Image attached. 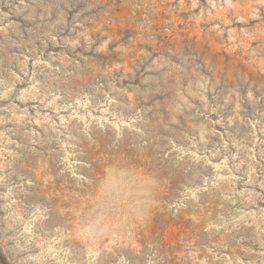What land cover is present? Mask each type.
Returning <instances> with one entry per match:
<instances>
[{
	"label": "rangeland",
	"instance_id": "obj_1",
	"mask_svg": "<svg viewBox=\"0 0 264 264\" xmlns=\"http://www.w3.org/2000/svg\"><path fill=\"white\" fill-rule=\"evenodd\" d=\"M0 264H264V0H0Z\"/></svg>",
	"mask_w": 264,
	"mask_h": 264
}]
</instances>
